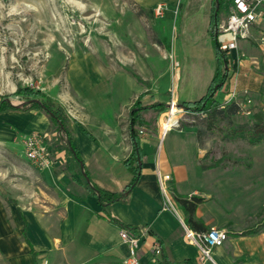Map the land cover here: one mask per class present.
<instances>
[{
    "label": "crops",
    "instance_id": "crops-1",
    "mask_svg": "<svg viewBox=\"0 0 264 264\" xmlns=\"http://www.w3.org/2000/svg\"><path fill=\"white\" fill-rule=\"evenodd\" d=\"M132 1L144 9L157 3L166 4L164 17L168 21L173 18L174 8H178V23L171 42L177 66L172 95L178 102L191 101L186 98L195 82L191 76L194 69L185 68L182 73V56L185 52L194 57V64L205 63L210 68L211 79L215 69V51L209 32L212 0ZM183 3L186 9L195 4L201 12L194 17L188 11L182 14ZM229 7V0L221 6L219 24L226 20ZM180 16L184 19L183 29L178 25ZM263 30L264 20L254 25L250 39L238 42L237 50L226 52L230 78L215 93L219 102L245 104L252 100L249 95L253 96L258 81L255 73L258 60L253 48L262 50L255 38ZM251 40L261 50L251 45ZM91 67L71 75L68 90L47 94L65 107L70 117L72 142L82 164L66 149L54 151L52 168L36 172L40 185L51 189L54 195H48L46 201L32 200L28 204L6 194L0 198V264H44L43 259L46 264H52L55 259L72 264L93 259L122 264V259L128 255L129 247L119 236L122 227L106 217L93 186L121 192L129 183L132 173L123 160L132 150L130 108L140 96L142 105L158 102L166 109L171 95L169 75L157 92H148V87L142 88L128 76L108 75L96 66ZM203 82L200 79L199 89L202 85L206 90L208 84ZM140 114L145 122L137 127L142 153L139 179L122 199L107 208L109 215L122 225L135 230L147 228L138 248L140 264H160L161 253L171 261L201 264L198 247L184 239L180 222L184 213L172 196L173 207L165 203L158 172L171 175L169 186L175 194L202 198L193 213L196 227L190 228L226 230L227 239L213 250L211 260L204 264H264V219H258L259 207L263 205L262 187L260 182L257 185L251 181L256 174L246 170L204 169L195 124L183 123L161 136L162 111L148 108ZM48 128L49 119L40 110L0 112V143L13 142L27 133L42 134ZM52 137L46 139L49 148L53 147ZM257 226L255 232L244 233ZM155 246L161 249L160 254L155 253Z\"/></svg>",
    "mask_w": 264,
    "mask_h": 264
},
{
    "label": "rangeland",
    "instance_id": "rangeland-1",
    "mask_svg": "<svg viewBox=\"0 0 264 264\" xmlns=\"http://www.w3.org/2000/svg\"><path fill=\"white\" fill-rule=\"evenodd\" d=\"M158 4L164 6L161 16L154 13ZM166 9L164 3L144 9L132 0H0V100L8 98L12 104H22L26 98L16 94L18 88L44 94L68 90V78L89 66H96L108 75L128 76L142 88L148 87V92H157L169 75L171 98L177 73L171 42L178 23V8H174L169 21L164 17ZM187 11L191 17L201 12L197 5L186 9L183 3L181 13ZM179 20L178 25L183 29V17ZM249 42L257 47L254 40ZM253 50L258 60L255 71L258 81L253 96L249 95L252 100L238 103L240 111L230 117V122H217L213 130L200 134L198 143L202 147L204 169L246 170L256 174L251 181L262 187L263 205L258 210L261 221L264 219V49ZM182 58V73L185 68L194 69L191 76L195 82L186 99L196 100L205 91L202 85L199 89L200 79L208 84L210 68L202 61L194 64V57L185 52ZM168 112H162L161 121ZM178 118L174 113L170 123ZM207 120L206 114L189 112L181 117L179 126L192 123L203 130ZM255 123L262 134L237 136L238 128L244 131ZM36 172L37 168L23 154L20 138L0 143V198L6 194L25 204L32 200L46 201L48 195H54L53 191L40 185ZM42 263L47 261L43 259ZM52 264L72 263L55 259ZM83 264L107 262L93 259Z\"/></svg>",
    "mask_w": 264,
    "mask_h": 264
},
{
    "label": "trees",
    "instance_id": "trees-1",
    "mask_svg": "<svg viewBox=\"0 0 264 264\" xmlns=\"http://www.w3.org/2000/svg\"><path fill=\"white\" fill-rule=\"evenodd\" d=\"M227 0H212L210 5V22H209V32L212 39V45L215 51V69L214 73L207 85V88L204 94L192 101H179L178 104L183 106L190 112L193 113H203L207 115V126L201 130L197 129L198 137L200 134H204L207 130H213L215 124L220 121H228L230 122V117L240 111L239 104L235 102L224 103L219 102L215 98V93L221 89L223 84L230 78V72L228 70V59L226 55V51L221 50L219 48V42L217 40L218 36V26H219V11L221 6ZM16 94H22L26 100L22 104L14 105L12 104L8 98H2L0 100V112L8 110V109H16V110H28V109H36L44 112L49 119V128L46 132L42 133L44 140L53 136L52 146L47 147L50 157H52L54 151H58L61 149H66L72 153L75 157L76 161L79 164H82L81 158L78 155V151L72 142V133L69 129L68 122L70 117L61 104L54 102V100L40 91H33L29 88H18ZM40 95L42 98L39 99L36 96ZM152 108L155 112H163L165 110V105L163 103H153L151 105H142L140 102V96L133 102L130 112H129V135L132 141V150L130 154L123 160L124 165L128 168V170L132 173V177L129 183L121 192H112L109 190H105L99 188L97 186H93V193L96 195L98 203L102 206L106 217L120 225L122 228L127 229L129 231L135 230L132 227L124 226L118 220L111 217L107 211L108 206L115 201L122 199L128 191L137 183L140 171H141V148L139 144V136L137 127H140L144 124L145 119L140 114V111L143 109ZM258 124L255 123L244 131H241V128H238V137H244V133H249L254 137V135L262 134L263 131L257 130ZM237 129H234V131ZM254 141L255 138H252ZM170 192L173 200L175 201L178 209H181L184 213L183 221L187 226L195 228V221L193 220V213L198 203L202 201L201 197L197 196H186V195H178L174 193V190L170 187ZM8 201L11 199L8 198ZM259 226L249 229L244 233L255 232ZM199 230H204L199 228ZM161 253V249H160ZM159 253V254H160ZM32 254L35 256L36 253L32 250ZM160 264H186L187 261L184 262H176L171 261L165 256V254L161 253V258L159 259Z\"/></svg>",
    "mask_w": 264,
    "mask_h": 264
},
{
    "label": "built area",
    "instance_id": "built-area-1",
    "mask_svg": "<svg viewBox=\"0 0 264 264\" xmlns=\"http://www.w3.org/2000/svg\"><path fill=\"white\" fill-rule=\"evenodd\" d=\"M229 2L230 7L227 18L223 23L219 24L217 29L219 48L226 52L237 50L238 42L240 40L250 39L252 37V28L254 25L264 20V0H229ZM163 7V5L158 4L154 8V13L161 16L163 13ZM255 41L262 49L264 48V30L260 32L257 38H255ZM233 94L234 92L232 93V96ZM165 110L167 112L173 111L175 114L179 115V118L162 131L159 128V134L161 136H163L167 130L173 127H179L181 117L190 112L183 106H180L173 95L166 105ZM164 120L168 122L169 117L165 116ZM20 140L24 156L34 167L39 170H50L52 168V157L49 155L46 142L41 133L32 132L23 134L21 135ZM171 179L172 177L170 174H160L158 172L160 192L165 203L172 206L171 195L169 192V182ZM180 222L184 228L185 241L188 244L198 247V262L201 264L211 260L213 250L216 247L221 246L228 237L224 228L211 227L207 230H194L187 226L181 219ZM146 232V227L137 228L133 231L124 228L120 229V239L129 247L128 255L122 259V264H140L138 248L140 241ZM154 251L156 254H159V246H155Z\"/></svg>",
    "mask_w": 264,
    "mask_h": 264
},
{
    "label": "bare ground",
    "instance_id": "bare-ground-1",
    "mask_svg": "<svg viewBox=\"0 0 264 264\" xmlns=\"http://www.w3.org/2000/svg\"><path fill=\"white\" fill-rule=\"evenodd\" d=\"M173 114H174L173 111H172V112H168V114H167V116L169 117V121H168V122H166V121L164 120V118H163L162 123H163V127H164V128H166L169 124H171L170 121H171V117H172ZM164 128H163V129H164Z\"/></svg>",
    "mask_w": 264,
    "mask_h": 264
}]
</instances>
